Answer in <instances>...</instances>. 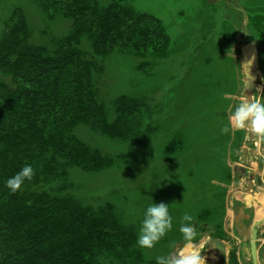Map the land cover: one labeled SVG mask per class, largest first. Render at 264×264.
I'll use <instances>...</instances> for the list:
<instances>
[{
    "label": "rangeland",
    "instance_id": "rangeland-1",
    "mask_svg": "<svg viewBox=\"0 0 264 264\" xmlns=\"http://www.w3.org/2000/svg\"><path fill=\"white\" fill-rule=\"evenodd\" d=\"M126 3L160 19L170 45L166 57L154 61L130 53L109 59L105 92L109 100L128 95L145 104L142 135L129 141L98 140L117 156L116 164L79 176L78 195L95 206L115 204L138 232L149 205H169L173 228L153 248H142L150 259L185 246L179 228L188 212L197 230L193 243L207 252L206 264H253L251 229L264 219V142L247 130L229 125L225 135L221 128L240 100L253 95L264 100V0ZM17 7L29 17L33 41L51 42L69 30V21H50L36 0H0V38ZM63 22L69 24L66 31ZM251 42L258 45L263 85L249 95L241 48ZM148 61L152 67L139 69ZM80 136L90 138L84 132ZM212 238L225 243L221 260ZM257 248L258 264H264V223L258 229Z\"/></svg>",
    "mask_w": 264,
    "mask_h": 264
},
{
    "label": "trees",
    "instance_id": "trees-1",
    "mask_svg": "<svg viewBox=\"0 0 264 264\" xmlns=\"http://www.w3.org/2000/svg\"><path fill=\"white\" fill-rule=\"evenodd\" d=\"M36 1L50 21L71 24L63 22L64 31L69 26L64 36L40 42L33 41L22 7L4 23L0 264H156L138 245L136 224L125 222L111 202L87 203L78 195V179L116 164L117 156L98 140L142 135L145 104L128 95L109 100L105 92L109 59L129 53L153 61L166 57L170 38L160 19L126 0ZM26 164L35 175L13 194L6 182Z\"/></svg>",
    "mask_w": 264,
    "mask_h": 264
},
{
    "label": "clouds",
    "instance_id": "clouds-1",
    "mask_svg": "<svg viewBox=\"0 0 264 264\" xmlns=\"http://www.w3.org/2000/svg\"><path fill=\"white\" fill-rule=\"evenodd\" d=\"M228 124L221 128L222 134H228L230 127L233 130H247L257 139L264 142V100L256 98L242 99L228 114ZM35 170L26 164L14 176L10 177L6 186L14 194L21 189L25 180H31ZM193 216L188 212L182 217L179 231L185 241V246L179 251L171 252L166 256H157L156 264H206L193 241L197 230L192 224ZM173 228V218L169 213V205L161 202L149 205L139 229L137 243L141 248L151 249ZM174 247V245H173Z\"/></svg>",
    "mask_w": 264,
    "mask_h": 264
},
{
    "label": "water",
    "instance_id": "water-1",
    "mask_svg": "<svg viewBox=\"0 0 264 264\" xmlns=\"http://www.w3.org/2000/svg\"><path fill=\"white\" fill-rule=\"evenodd\" d=\"M241 61L245 74V90L250 95V93H254L257 88L263 85V79L259 75V49L256 43L251 42L242 46ZM247 92H245V94ZM250 135L252 134L250 133ZM263 222L264 220H257L256 222H254L253 227L251 229L250 249L253 264H258V229ZM210 242L213 244L217 252V257L220 260L223 259L226 251L225 243L216 238L210 239Z\"/></svg>",
    "mask_w": 264,
    "mask_h": 264
},
{
    "label": "crops",
    "instance_id": "crops-1",
    "mask_svg": "<svg viewBox=\"0 0 264 264\" xmlns=\"http://www.w3.org/2000/svg\"><path fill=\"white\" fill-rule=\"evenodd\" d=\"M240 213L243 214L242 211H241ZM259 220H260V219H259ZM261 220H264V219H261ZM263 223H264V222H263ZM201 255H202V257H205L206 260H208L207 252H205V253L201 252ZM206 262H207V261H206Z\"/></svg>",
    "mask_w": 264,
    "mask_h": 264
}]
</instances>
